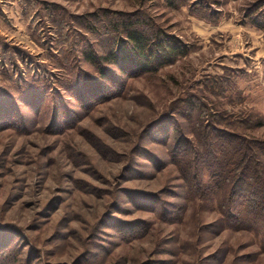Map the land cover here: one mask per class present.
Returning <instances> with one entry per match:
<instances>
[{
	"label": "rangeland",
	"instance_id": "rangeland-1",
	"mask_svg": "<svg viewBox=\"0 0 264 264\" xmlns=\"http://www.w3.org/2000/svg\"><path fill=\"white\" fill-rule=\"evenodd\" d=\"M129 26L185 53L144 71ZM193 98L264 142V0H0V264H264L188 193Z\"/></svg>",
	"mask_w": 264,
	"mask_h": 264
},
{
	"label": "trees",
	"instance_id": "trees-1",
	"mask_svg": "<svg viewBox=\"0 0 264 264\" xmlns=\"http://www.w3.org/2000/svg\"><path fill=\"white\" fill-rule=\"evenodd\" d=\"M127 39L132 45L131 56L144 71L151 70L155 64L158 67L168 62L178 53H185L183 47L169 40L154 41V45H151V38L144 30H131L130 26ZM88 59L106 76L100 69L101 63L97 57L91 54ZM107 61L114 62L110 59ZM195 101L196 98H193L191 104L206 112V108H200L201 105ZM201 118L203 121L198 122V138L195 142L186 141L189 149L182 150L180 157L186 175L194 172L199 176L207 171L209 181L205 183L200 176L192 177L194 184L189 195L206 198L208 193H212L232 226L264 237V142L242 136L236 130L238 127L230 122H227L228 126H220L227 120L223 112L213 111L209 115L206 112ZM245 123V120H241L239 125ZM247 124L248 128L253 127L252 120H248Z\"/></svg>",
	"mask_w": 264,
	"mask_h": 264
}]
</instances>
